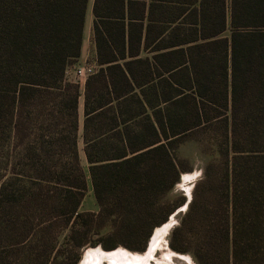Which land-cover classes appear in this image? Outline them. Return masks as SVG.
<instances>
[{
    "label": "trees",
    "instance_id": "trees-1",
    "mask_svg": "<svg viewBox=\"0 0 264 264\" xmlns=\"http://www.w3.org/2000/svg\"><path fill=\"white\" fill-rule=\"evenodd\" d=\"M86 1L0 0V264L144 252L190 143L206 163L169 248L264 264V0H96L127 21L95 23L81 87Z\"/></svg>",
    "mask_w": 264,
    "mask_h": 264
},
{
    "label": "rangeland",
    "instance_id": "rangeland-1",
    "mask_svg": "<svg viewBox=\"0 0 264 264\" xmlns=\"http://www.w3.org/2000/svg\"><path fill=\"white\" fill-rule=\"evenodd\" d=\"M88 60L90 59L89 58L85 59L86 61L85 64L92 63ZM82 64H84V60L78 59L73 64L72 68ZM76 80L79 84H82V80L80 79L79 80L76 79ZM79 102H80L79 106H81V100ZM78 121H79V133H80L81 121H82L80 107L78 108ZM78 147H79V156L82 167L85 171H87V165L84 161L83 153L81 151L82 149L81 140H79ZM177 157L180 159L182 158L184 160H187L189 170L183 172L180 175L178 182L174 185V187L171 190H169L166 193V195L163 198V201L174 204L176 206V209L172 212V214L168 217L167 221L164 224L154 229L149 239L147 248L145 249L144 252L134 253V252L126 251L124 249H116L114 251L121 250L127 252L130 255L143 256L144 254L147 253L148 246L149 244H151V240H152V245L150 246V248H152L153 251L151 252V254L148 255L150 258L149 264H196L193 258L189 254L186 253L181 254V253L173 252L169 248L168 243L172 229H174L178 225L180 219L186 212L188 203L191 200V195L194 185L201 179L202 169L206 163V159L200 153L199 148L195 144H191V143L182 147L179 153L177 154ZM80 211L81 212L97 211V206L93 198L92 189L88 178H87L86 194L81 204ZM167 224H170L169 228L165 227ZM97 249L101 250L104 253H109L103 251L99 247L87 248L81 253L80 259L77 264H81L87 251L97 250ZM114 251H110V252H114Z\"/></svg>",
    "mask_w": 264,
    "mask_h": 264
},
{
    "label": "crops",
    "instance_id": "crops-1",
    "mask_svg": "<svg viewBox=\"0 0 264 264\" xmlns=\"http://www.w3.org/2000/svg\"><path fill=\"white\" fill-rule=\"evenodd\" d=\"M95 1L96 0L86 1L83 27L81 31V38H82L81 49H80L81 54L79 57V59L84 60V63L86 62L85 59L89 58L90 60L88 61L92 62L91 64H93L94 50H95V45L93 41V39L95 38V29H94L95 23H106V22L114 23V22L123 21V23L126 24L127 21L126 18L124 20L117 19L114 12L109 14V12H107L108 10L105 9L106 6L102 5L99 2L96 3L95 6ZM104 1L114 2L116 0H104ZM122 1L124 4L126 3V0H122ZM109 8L112 9V6H109ZM99 31L102 33L103 37H106L105 32H103V30H101L100 27H99ZM84 80L85 79H83L82 84H80L81 87L83 86ZM80 100H81V106L79 105L78 106L80 107L81 115H82V99ZM81 127H82V121H81Z\"/></svg>",
    "mask_w": 264,
    "mask_h": 264
},
{
    "label": "bare ground",
    "instance_id": "bare-ground-1",
    "mask_svg": "<svg viewBox=\"0 0 264 264\" xmlns=\"http://www.w3.org/2000/svg\"><path fill=\"white\" fill-rule=\"evenodd\" d=\"M170 224L165 227L169 228ZM152 243L150 244V246ZM153 251L149 248L147 253L143 256L130 255L125 251H114L109 253H104L101 250H90L87 251L81 264H149V254Z\"/></svg>",
    "mask_w": 264,
    "mask_h": 264
},
{
    "label": "built area",
    "instance_id": "built-area-1",
    "mask_svg": "<svg viewBox=\"0 0 264 264\" xmlns=\"http://www.w3.org/2000/svg\"><path fill=\"white\" fill-rule=\"evenodd\" d=\"M96 71V67L94 64H82L77 65L73 68V77L75 79H86L87 77L93 75Z\"/></svg>",
    "mask_w": 264,
    "mask_h": 264
},
{
    "label": "water",
    "instance_id": "water-1",
    "mask_svg": "<svg viewBox=\"0 0 264 264\" xmlns=\"http://www.w3.org/2000/svg\"><path fill=\"white\" fill-rule=\"evenodd\" d=\"M149 248H150V244H149V246H148V249H149ZM148 249H147V250H148Z\"/></svg>",
    "mask_w": 264,
    "mask_h": 264
},
{
    "label": "flooded vegetation",
    "instance_id": "flooded-vegetation-1",
    "mask_svg": "<svg viewBox=\"0 0 264 264\" xmlns=\"http://www.w3.org/2000/svg\"><path fill=\"white\" fill-rule=\"evenodd\" d=\"M151 243H152V240H151Z\"/></svg>",
    "mask_w": 264,
    "mask_h": 264
}]
</instances>
